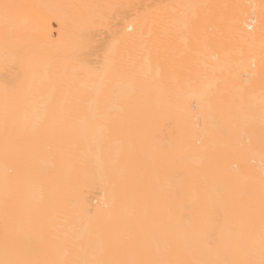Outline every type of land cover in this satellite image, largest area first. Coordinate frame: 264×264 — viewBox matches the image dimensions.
Segmentation results:
<instances>
[{
    "label": "bare ground",
    "instance_id": "obj_1",
    "mask_svg": "<svg viewBox=\"0 0 264 264\" xmlns=\"http://www.w3.org/2000/svg\"><path fill=\"white\" fill-rule=\"evenodd\" d=\"M3 3L0 260L259 264L264 0Z\"/></svg>",
    "mask_w": 264,
    "mask_h": 264
},
{
    "label": "snow or ice",
    "instance_id": "obj_2",
    "mask_svg": "<svg viewBox=\"0 0 264 264\" xmlns=\"http://www.w3.org/2000/svg\"><path fill=\"white\" fill-rule=\"evenodd\" d=\"M18 7L17 5L9 4V3H3L0 4V11L3 12V15L5 17V20H7L12 12L13 9ZM109 7H118V6H109ZM26 55V51L24 48H17L15 50L14 56L16 59H19L23 61L24 57ZM111 55V50H109L108 53H106L105 56V62L104 65L100 66L98 69H95V71L103 72L106 71L108 66L110 65V60L109 57ZM5 62L6 64L8 63V58L5 57ZM260 155H261V161H262V174H261V184L264 186V143L261 144L260 148ZM250 250L255 249V241L251 242L249 245ZM259 250H260V256L261 259L259 260V264H264V220H262V225H261V234H260V239H259ZM0 264H30V262L25 261V260H0ZM100 264H103V262H100ZM245 264H256L255 261H247Z\"/></svg>",
    "mask_w": 264,
    "mask_h": 264
}]
</instances>
